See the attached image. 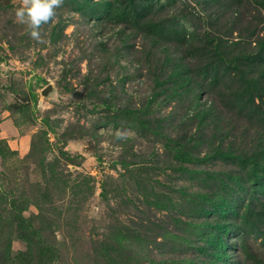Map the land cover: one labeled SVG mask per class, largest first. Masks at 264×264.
<instances>
[{"label":"rangeland","instance_id":"obj_1","mask_svg":"<svg viewBox=\"0 0 264 264\" xmlns=\"http://www.w3.org/2000/svg\"><path fill=\"white\" fill-rule=\"evenodd\" d=\"M21 5L0 264H264V0H64L40 41Z\"/></svg>","mask_w":264,"mask_h":264},{"label":"clouds","instance_id":"obj_2","mask_svg":"<svg viewBox=\"0 0 264 264\" xmlns=\"http://www.w3.org/2000/svg\"><path fill=\"white\" fill-rule=\"evenodd\" d=\"M63 3L64 0H22L15 15L19 23L30 29V37L40 41L41 28L51 22ZM116 135L117 138L124 139L128 134L117 132Z\"/></svg>","mask_w":264,"mask_h":264},{"label":"water","instance_id":"obj_3","mask_svg":"<svg viewBox=\"0 0 264 264\" xmlns=\"http://www.w3.org/2000/svg\"><path fill=\"white\" fill-rule=\"evenodd\" d=\"M51 89H52V85H49L48 87H46V88L44 89V94L47 95Z\"/></svg>","mask_w":264,"mask_h":264}]
</instances>
